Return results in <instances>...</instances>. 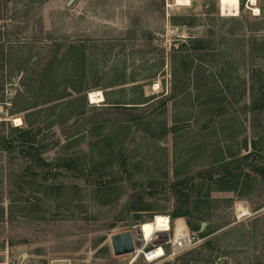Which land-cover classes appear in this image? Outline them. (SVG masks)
<instances>
[{
	"label": "rangeland",
	"instance_id": "374dc122",
	"mask_svg": "<svg viewBox=\"0 0 264 264\" xmlns=\"http://www.w3.org/2000/svg\"><path fill=\"white\" fill-rule=\"evenodd\" d=\"M28 1L8 0L0 25L21 31L32 63L60 46L55 112L48 119L36 108L41 156L74 159L76 168L48 179L36 168L22 180L30 161L0 153V264H163L191 251L205 259L191 264L254 263L264 253V177L254 171L264 166V109L252 107L251 86L264 83V0H239L234 16L221 14L219 0ZM196 40L205 49L193 50ZM26 77L5 83L7 100ZM63 90L71 94L59 98ZM90 91L105 103H91ZM172 98L184 100L180 109ZM184 111L192 120L176 121ZM23 114L0 105V120L13 126ZM226 163L243 166L235 191L218 189ZM242 209L249 214L239 218ZM156 214L170 229L144 251L161 246L163 257L113 254L111 235ZM201 222L211 234L186 247L196 232L189 223Z\"/></svg>",
	"mask_w": 264,
	"mask_h": 264
},
{
	"label": "trees",
	"instance_id": "16d2710c",
	"mask_svg": "<svg viewBox=\"0 0 264 264\" xmlns=\"http://www.w3.org/2000/svg\"><path fill=\"white\" fill-rule=\"evenodd\" d=\"M43 1V0H42ZM41 1V2H42ZM28 2H32L29 0ZM8 0H0V14L3 7L7 8ZM21 31L10 32L6 29V25H0V105H2L8 114V116L16 115L18 113L24 112L22 115V124L13 126L9 121L5 119L0 120V153L4 154H12L16 153L21 159H26V161H30L29 164L25 165V168L22 172V180H26L28 178L27 173L32 170H36V168L41 169L42 175L44 179H48L50 176H54V174H50L52 169L55 168H66V169H74L76 168L74 159H64L57 163H49L46 162L45 159L41 156L44 145L39 140V135L41 133V125L40 122L37 121V116L40 115L42 110L37 107L42 108L46 107L45 117L48 119L55 112L54 100H56V96L53 97V92L56 89L57 85L54 79L57 76L56 71H54V57L58 55V51L60 46L55 48V51L52 53H45L41 57H46V59L41 60L40 62H30V57L26 55L24 52V43L21 40L20 33ZM193 50L205 49L203 42L198 40L194 41ZM67 50H73V55H75L80 62H82L83 51L81 50L80 45H69ZM47 51H50L47 49ZM79 54V56H78ZM62 58V57H61ZM63 62H60L62 64ZM29 73V77H26L27 80L25 83H22L23 77L20 79L19 84L22 85L23 89H16L15 94L8 98L9 107L7 106V99L5 96L6 86L5 83L10 81L12 78L18 76L19 74ZM27 76V75H26ZM29 79V80H28ZM11 82V81H10ZM32 83H37V85H32ZM45 88L46 93H41V89ZM66 87H64L65 89ZM254 92V89L257 92L251 94V102L253 108L264 109V83L261 82L259 88H255L253 85L251 86ZM31 89H34L31 91ZM75 92H80L81 89L74 88L72 89ZM64 92V90H63ZM257 93V94H256ZM71 93L64 92L60 94L61 97L65 98L69 96ZM31 96V97H30ZM42 97V99H40ZM138 118L137 116L134 117ZM46 128H51L55 123V120L50 121ZM39 123V124H38ZM251 153H249L250 155ZM249 155H245L246 158ZM243 156V157H245ZM242 165H236L235 167H230L229 163L224 164L222 172L220 171V175L218 177V189L223 191H235L238 189L240 185V172L242 170ZM254 171L264 177V166H257ZM212 178L210 177V180ZM26 182V181H24ZM28 184V182H26ZM32 185V183H31ZM49 187V186H46ZM37 191H35L36 193ZM43 193V191H42ZM50 196V192L43 193V197ZM2 200H0L1 202ZM22 202V201H18ZM196 209V207H195ZM177 216H188V214L182 211L181 214ZM189 226L198 232L199 237L204 238L211 233L199 232L200 226H192L189 223ZM208 242L205 243L198 250L207 249ZM191 252H186L183 255L179 256L176 260L180 261L179 263L166 261L163 264H191L196 262H203L205 259H199V257L192 256L190 257ZM252 264H264V253H260L255 256L254 263Z\"/></svg>",
	"mask_w": 264,
	"mask_h": 264
},
{
	"label": "bare ground",
	"instance_id": "6f19581e",
	"mask_svg": "<svg viewBox=\"0 0 264 264\" xmlns=\"http://www.w3.org/2000/svg\"><path fill=\"white\" fill-rule=\"evenodd\" d=\"M251 4H254V0H251ZM239 0H219V10L222 15H236L238 14ZM255 12L258 10L253 9ZM103 100L102 93L100 91H90L89 92V101L91 103H99ZM15 125H21L22 119L19 117L14 118ZM245 211V209H242ZM170 229V220L167 216L161 214H156L151 221L143 222L139 227L134 229L133 234L138 237L141 241H150L155 239L156 236L160 233L169 231ZM148 260H155L162 256L163 249L156 247L155 249L145 252Z\"/></svg>",
	"mask_w": 264,
	"mask_h": 264
},
{
	"label": "water",
	"instance_id": "95a60500",
	"mask_svg": "<svg viewBox=\"0 0 264 264\" xmlns=\"http://www.w3.org/2000/svg\"><path fill=\"white\" fill-rule=\"evenodd\" d=\"M206 222H201L199 232H202ZM110 243L115 256L125 255L134 251L133 234L131 231H125L110 236Z\"/></svg>",
	"mask_w": 264,
	"mask_h": 264
},
{
	"label": "built area",
	"instance_id": "2783aa9c",
	"mask_svg": "<svg viewBox=\"0 0 264 264\" xmlns=\"http://www.w3.org/2000/svg\"><path fill=\"white\" fill-rule=\"evenodd\" d=\"M248 214H249V211H248V210H245V211L241 210V211H240V214H239V218H240V217H245V216H247ZM135 228H136V226H134V227L132 228L133 232H134V229H135ZM131 232H132V231H131ZM133 232H132V234H133ZM158 236H159V235H158ZM158 236H156L155 239H152V240H150V241H148V242L151 243V242L155 241L156 239H158ZM199 240H200V239H199V234H198L197 232H192L191 234L188 235V239H187V241H188V245H187L186 247L189 248V247L193 246L194 244H196L197 242H199ZM148 242H147V241H144V242H143V241L139 240L138 237H137L136 235L133 234L134 251H133L132 253H134V252L142 253L147 261H151V260H148V259H147V257H146V253H145V252H149V251L155 249L156 246H155L154 248H152V249H149V250H147V251H144L145 246L147 245ZM158 247L162 248L161 246H158ZM164 255H165V252H164V250H163V254H162L161 257H163ZM161 257H160V258H161Z\"/></svg>",
	"mask_w": 264,
	"mask_h": 264
},
{
	"label": "crops",
	"instance_id": "0c3cea01",
	"mask_svg": "<svg viewBox=\"0 0 264 264\" xmlns=\"http://www.w3.org/2000/svg\"><path fill=\"white\" fill-rule=\"evenodd\" d=\"M198 74H200V73H196V77L199 79V78H201V80H203L204 78H203V76H204V74H203V76L200 74V75H198ZM205 77V76H204ZM206 78V77H205ZM178 82H180V81H178ZM183 79H182V84L181 85H183ZM191 83H192V81H191ZM195 84H199V82L196 80V83ZM197 86V85H196ZM155 88H157V86L155 87ZM103 98H104V96H103ZM89 100V99H88ZM174 100V101H173ZM182 100V99H181ZM181 100H179L178 98H176V99H174V98H172V100H171V102H175L174 103V105L177 107V108H179L180 109V107L183 105V101H181ZM208 104H212L213 102H215L216 103V99L215 98H211L210 97V99H208ZM101 102V104H102V102H104L105 103V100L103 99V101H100ZM99 102V103H100ZM147 102L146 101H142L141 103H139V104H130L131 106H134V107H139V108H145L146 106H147ZM121 105H123V104H121ZM87 106H88V103H87ZM108 106V105H107ZM191 117L192 116H190V113H189V111H188V113L185 115V111H184V116L182 115V116H180L179 115V117H177V119H176V121H178V122H180V123H182L183 121L182 120H184V119H187V120H189L190 121V119H191ZM145 118H140V119H138V118H131L130 120L133 122V123H137V122H140V121H142V120H144ZM192 120V119H191ZM216 154H220V151H217L216 152ZM201 157V156H200ZM230 157V156H229Z\"/></svg>",
	"mask_w": 264,
	"mask_h": 264
}]
</instances>
